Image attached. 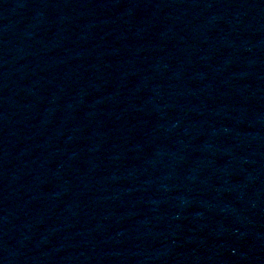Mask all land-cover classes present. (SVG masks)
Returning <instances> with one entry per match:
<instances>
[{"label": "water", "instance_id": "95a60500", "mask_svg": "<svg viewBox=\"0 0 264 264\" xmlns=\"http://www.w3.org/2000/svg\"><path fill=\"white\" fill-rule=\"evenodd\" d=\"M0 264H264V0H0Z\"/></svg>", "mask_w": 264, "mask_h": 264}]
</instances>
